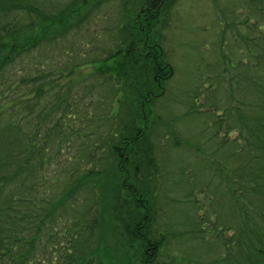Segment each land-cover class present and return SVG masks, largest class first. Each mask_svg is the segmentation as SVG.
<instances>
[{
  "label": "trees",
  "instance_id": "obj_1",
  "mask_svg": "<svg viewBox=\"0 0 264 264\" xmlns=\"http://www.w3.org/2000/svg\"><path fill=\"white\" fill-rule=\"evenodd\" d=\"M211 1L183 91L176 0H0V264H264V0Z\"/></svg>",
  "mask_w": 264,
  "mask_h": 264
},
{
  "label": "rangeland",
  "instance_id": "obj_2",
  "mask_svg": "<svg viewBox=\"0 0 264 264\" xmlns=\"http://www.w3.org/2000/svg\"><path fill=\"white\" fill-rule=\"evenodd\" d=\"M19 1L22 6H27V0ZM60 1L67 2V0ZM114 1L115 0H113V2ZM113 2H108L109 4L105 3L103 5L104 12L102 14H105V17L102 18L103 21L100 23V25H102L100 29L107 28V30H110L109 22L111 23L113 20L107 16L110 15L108 12L113 6ZM218 3L219 2H217V4ZM212 7L213 5L211 0H176V2L171 5L172 10L170 9L171 11L169 12V16L167 18L170 24H167V29L164 31L162 30L161 33L157 31L152 36L153 40L163 39V36H165L164 38L166 39L169 38L170 60H172V65L174 67L173 71L175 74V76L173 75L174 78L172 77V82L173 87L176 86L179 90L187 91L191 89L193 85L196 84V82L189 80L193 74L191 71L207 70V65L204 64L205 60L209 59L208 62H214V57H217V53H215L213 47L210 46L213 39H215L214 29L216 28L213 21L214 16L212 15ZM78 8L75 10L77 11ZM93 16L94 14H92V17ZM93 21H95L94 23L100 22L97 20V17L94 18ZM21 39L22 35H20V33L17 36H11L5 41L6 46L9 47V44L18 42ZM119 179V176L113 175V170L111 169L100 174L97 178L98 182H100L98 192L102 191L105 185L110 182L118 183ZM164 219L165 218L163 217V220ZM100 224H102L104 228L107 225L103 220ZM119 226H122V223L118 221L115 222V230L117 229L118 231ZM104 228L103 230L101 229L104 238L103 243L104 241L111 243L112 240L104 234ZM186 246H188V242H186ZM174 249L175 248L172 249V253L177 255L176 259L178 258L181 260V258H183L182 261H184L186 256L185 253L181 252L179 249L176 252ZM133 251L134 247L132 248V252ZM106 252L108 253V251ZM118 257L119 255L115 253L114 255H110V258H106V264L112 263V261Z\"/></svg>",
  "mask_w": 264,
  "mask_h": 264
}]
</instances>
